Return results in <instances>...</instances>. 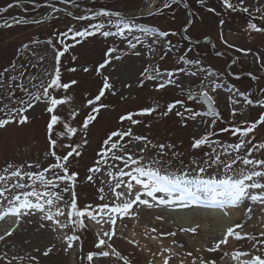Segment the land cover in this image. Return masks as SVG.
Segmentation results:
<instances>
[{
    "label": "snow or ice",
    "instance_id": "obj_1",
    "mask_svg": "<svg viewBox=\"0 0 264 264\" xmlns=\"http://www.w3.org/2000/svg\"><path fill=\"white\" fill-rule=\"evenodd\" d=\"M68 2L69 0H64V3ZM71 2L74 7H79L76 0ZM176 3L178 0H171V3L165 4L164 7H171ZM196 3L206 8L208 12L215 13V8L207 6V0H196ZM220 4L226 11L240 12L251 17L246 31L264 34V27L254 22L257 19L264 21V6L250 9L245 0H236L235 3L233 0H220ZM13 6L9 3L6 7H0V13L7 12ZM16 6H19V0ZM184 6L187 8V3ZM254 12L260 15L256 16ZM216 14L220 15V13ZM68 15L73 14L69 12ZM75 19L87 21L88 24L81 29L69 27L66 31L53 33L55 41L53 38L47 40L46 44L51 50L50 65L45 66L48 61L47 56L33 50L37 62L30 67L39 69L38 75L26 76L27 69L24 66L16 69L15 64L10 67L17 71L18 75H12L9 68L0 71V131H7L12 126L23 130L31 127L34 120L40 119L44 120L43 135L46 142L43 152L45 163L42 164L39 160L30 161L22 154L19 160L15 158L6 160L4 165L0 166V209H2L0 221L8 217L14 220L12 227L0 235V242H6L22 224H35L36 233H50L53 240L60 244L58 247L55 242L49 243L43 249L34 245L32 252L36 255L26 252L24 255H13L9 258L7 253H4L0 255V260L4 261V264H14V262L24 264L25 260L27 264H41V258H49L62 250L65 255L72 251L79 252L81 264H96V260L101 258H115L122 264H133L129 255L122 254L114 246L117 221H122L125 217L138 218V209L141 206L147 209L159 207L188 209L199 200L200 195L218 200L217 206L222 209L227 206H239L242 201L248 200L254 205L262 206L261 211L264 212V140L257 142L255 135L257 130L264 126V111H261L254 120L236 121L238 115H245V108L236 97H243V104L248 107L264 109V87L259 88L254 98H250L253 97L252 90L242 92L236 88L235 95L228 97L229 119L224 121L217 106L218 86L214 80L209 79L215 73L208 72L207 75L202 76L200 74L204 73L205 69L197 68L192 71L182 66L172 70H161L158 63H152L157 52L156 45L160 44L161 38L177 36L180 33L153 29L151 43H146L139 36L132 35L134 30H138L149 36L146 29L139 28L134 21L126 19L122 12L105 7L98 10L86 9ZM33 22L42 23L40 20L30 21L23 18L14 20L15 24ZM193 23V19H188L181 30L182 33H189ZM219 23L223 25L225 21L222 19ZM0 27L10 28L12 25L5 21ZM113 28L115 30H112ZM97 35L105 41L109 37H118L125 43L126 49H120L118 45L113 44L106 48L102 60L91 67H66L62 58L71 49ZM129 36H132V39H129ZM182 38L190 40L192 45L199 44V40H191L190 35H184ZM219 39L229 49L234 48L235 51L245 55L251 51L228 43L223 33L220 34ZM138 45L153 55L138 72L136 87L143 89L150 84L151 90L155 93H162L171 87L178 89L184 98L165 104L153 98L151 105L142 106L137 110H125L119 114L116 127L105 133V138L96 152L97 158L87 168V175L81 180L79 172L71 170L72 163L78 162V158L82 157L84 149L89 145L92 129L106 114L114 110L115 106L105 101L109 97H117L123 102L129 99V96L117 87V81L120 79L119 70L125 58L143 55ZM23 47L28 49L29 46L25 44ZM212 47L214 48L215 45ZM193 50V47L187 48L177 57L178 62H182L183 65L199 64L198 60L193 61L188 56ZM160 51L163 54L159 59L163 61L172 51L171 41H167V47H161ZM215 55L222 57L224 53L217 51ZM77 59V56H71L73 64ZM255 62L260 66L259 71L264 73V55L255 54ZM236 63V59L231 61L227 75L239 81L240 75L231 71ZM78 71L98 79L95 94L84 91L83 100L79 105L76 104L74 90L79 86L80 80L77 78L65 80L66 74L75 75ZM180 74L189 78L187 85L180 79ZM248 75L254 81L262 79L261 76L251 72ZM197 77H199L198 85L189 86L191 78ZM122 87L131 89L132 84L123 82ZM189 102L193 106L190 107ZM41 106V115L35 117L33 113ZM173 116L178 118L181 128L187 127L189 121H198L205 128V131L199 137H193L191 142L193 150H200L206 146L210 149L204 153V159L192 161L194 174H190L189 171L179 175L169 173L171 161H165L163 157L173 150L175 145L153 143L147 135L136 134L134 131L135 127L151 128L152 122H160ZM144 118L151 120L146 122ZM217 122L227 125L220 128L219 133L236 137V142L225 144L212 139L218 135ZM179 155L180 153L172 151L173 157ZM209 169L216 171L206 176ZM100 176L107 177L106 180L100 179L101 186L97 189V199L102 203L95 206L88 203L81 207L76 191L78 185L86 183L95 185ZM65 194H68L69 199H65ZM253 211V208H247L249 218ZM228 214L224 211L225 216ZM155 219L163 221L164 218L156 216ZM86 220L100 225V230L96 233L97 240L94 245L96 251L85 254L82 233L88 227ZM105 224L109 225L107 230L103 227ZM244 227L243 223L226 227L222 238L203 251L222 252L220 260L230 257L235 264H264V232L256 236L244 232ZM198 229L199 225H196L180 227L178 231L195 235ZM151 232L157 233L156 236L151 237L153 240L161 236L173 238L177 236V231L162 233L155 227ZM119 238L126 239L122 235ZM230 239L245 242L250 250L236 248L231 252L223 251V248L229 245ZM30 243L31 241H25V244ZM127 243L134 246L139 244L132 239H128ZM171 245L164 247L161 244L159 252L152 255L154 257L158 255L162 264H170L173 258L181 255L175 249L184 247L175 239L171 241ZM195 251L197 253L195 256L192 251L184 252L180 264H185L186 260L188 264H218L217 259L205 258L200 254L202 249L197 248ZM149 264H152V261H149Z\"/></svg>",
    "mask_w": 264,
    "mask_h": 264
},
{
    "label": "rangeland",
    "instance_id": "obj_2",
    "mask_svg": "<svg viewBox=\"0 0 264 264\" xmlns=\"http://www.w3.org/2000/svg\"><path fill=\"white\" fill-rule=\"evenodd\" d=\"M0 0V7H6L9 3L14 6L5 13H0V25H3L5 21L12 25V27H0V71L5 68H9L12 75H18L17 71H14L10 66L16 65V69H20L24 66L27 69L26 76L28 74L38 75L39 69H33L30 65L37 62L36 56L33 55V50L48 57V61L45 66L47 67L51 63V50L46 44L49 38H53V33H59L66 31L69 27L75 29H81L86 27L87 21H80L73 19L61 11H57L54 8H61L68 10L75 15H81L86 9H100L102 7L120 11L124 14L126 19H131L138 25L139 28L146 29L149 36H145L144 33L134 30L133 36H139L141 40L146 43H151V32L153 29H159L161 31L177 32L180 35L168 36L161 38L160 44L156 45L157 52L155 53V59L152 63H158L161 70H172L177 67H185L192 71L197 68L205 69L206 71L200 75H207L208 72L215 73L210 77V80H214L218 86V99L217 106L222 114L223 120L229 119L228 110V97L229 95H235V89L240 91L252 90L253 97L258 94L259 88L264 87V73L259 71V64L255 62V54L260 53L264 55V34L246 31L247 23L251 19L248 15L240 12L226 11L221 7L220 0H207V6L215 8V13L208 12L206 8H202L196 0H178V3L173 4L171 7H164L165 4L171 3V0H76L79 7H74L71 0L68 3H64V0ZM235 3L236 0H233ZM247 6L250 9L255 7L264 6V0H245ZM185 3L188 7L185 8ZM51 11V13H50ZM152 11L154 14H145ZM216 13H220L217 15ZM194 14V15H190ZM254 15L259 16V13ZM29 19L30 21H36L43 18L42 23H29V24H15L14 20L17 19ZM188 19H193L194 23L190 26L189 33H182L183 27L186 25ZM224 20L225 23L221 25L220 20ZM96 22V21H93ZM258 26L264 27V21L259 19L254 21ZM112 30H115L114 28ZM223 33L224 39L228 43L235 45L237 48L251 50L245 55L242 52H237L235 49H229L219 39L220 34ZM184 35H190L191 40H199L198 45H192L190 40H185L182 37ZM132 39V36L128 37ZM167 41H171L172 51L168 56L161 61L159 56L163 53L160 51L161 47H167ZM38 42V43H37ZM71 43V41H67ZM135 42V41H133ZM27 44L29 47L25 49L23 45ZM116 44L120 49H126L125 43H123L118 37H109L107 41L104 38L97 35L96 37L89 38L82 45L76 46L71 49L69 53L65 55L63 63L66 67L76 66H93L103 58L104 51L107 47ZM212 45H215L213 48ZM193 47L194 50L188 53V56L193 61H199V64L183 65L182 62H178L177 57L183 54L187 48ZM138 49L142 51L141 57L129 56L125 58V61L121 64L119 74L120 79L117 81V87H120L125 95L129 96L127 102L120 101L117 97H109L105 102L114 105V110L106 114L103 119L92 129L89 136V145L84 149L81 158L77 161H73L71 170L78 171L80 179L83 180L87 175V168L90 167L96 157V152L100 148L102 140L105 138V133L116 127L117 117L125 110H137L142 106L151 105L153 98L159 99L161 104L171 102L175 99H183L178 89L169 88L162 93H155L151 90V85H146L143 89L136 87V77L138 72L146 65V62L152 57V53H149L146 49L138 45ZM217 51L223 52L222 57H217L215 53ZM75 55L78 59L73 62L71 56ZM233 59L237 60V63L232 66L231 71L240 75V80L236 81L231 76L227 75L228 66ZM251 72L254 75L261 76L259 81L252 80L248 73ZM69 78H77L80 80V84L75 88L74 94L76 96V104L79 105L83 100L82 93L88 91L95 94L98 79H94L92 76L83 74L78 71L75 75L66 74L65 80ZM180 79L187 85L189 78L180 74ZM123 82L131 83V89H124L122 87ZM207 82V81H206ZM199 83V77L191 78V85L195 86ZM135 97V99H133ZM237 99L241 101V106L245 108V115H238L236 121L241 120H254L258 117V114L264 109L259 107H248L243 104V97L237 96ZM189 106H193L189 102ZM41 107H38L33 115L39 117L41 115ZM196 110H200L196 108ZM83 116V113H82ZM47 119V117H44ZM146 122L151 118H144ZM44 120L36 119L31 127L23 130L16 129L15 126L10 127L7 131H0V166H3L6 160L17 159L19 160L23 154L24 158L30 161L39 160L42 164L46 162L43 157V152L46 147V142L43 135ZM227 126L225 123L217 122L216 131L218 135L213 137L214 140H219L222 143H234L236 137H232L227 133H219V129ZM136 134L147 135L153 143H172L175 148L168 152L163 157L165 161H171V166L168 168L169 173H176L179 175L184 171L192 173L193 160L201 161L204 159V153L210 151L206 146L200 150H193L191 148V142L193 137H199L205 128L202 124L189 121L188 126L181 128L178 123V118L171 117L160 122H152L151 128H145L144 126L135 127ZM256 141L264 140V126L259 128L256 132ZM75 139V138H74ZM67 150L65 149L64 152ZM172 151L180 153L178 157L172 156ZM63 154V152L61 153ZM152 154V153H150ZM259 157L260 154L258 153ZM224 158V157H222ZM240 165H237L239 167ZM216 169H209L205 174L211 175ZM100 179H107L106 176H100L96 180V184L91 183L79 184L76 191L79 195V204L83 207L85 204L91 203L93 206L102 203L97 199V189L101 186ZM107 191V189H106ZM65 199H69L68 194H65ZM209 199L210 201L218 204V200H213L206 195H200L199 201ZM247 206V207H246ZM142 207V206H141ZM259 205H254L251 201H242L239 206L232 207L227 206L225 211L231 222L234 224L240 223L239 219L246 220L244 232L252 235L259 236L260 232H264V212L261 211ZM247 208H253L254 211L249 213ZM142 209V208H141ZM2 210V209H0ZM231 210V211H230ZM159 215V214H158ZM152 209H147L146 213L138 212V218L133 219L125 217L123 220L117 221V237L114 238V246L122 252L124 255H129L133 264H149V261L154 263V260L159 256H153V253H158L161 244L164 247L172 246L171 241L175 239L179 243H182L184 247L176 248L175 250L181 253L180 256L173 258L170 264H180V260L183 258V253L186 251H192L193 255H197L196 249H202V254L205 258H214L218 260V264H235L231 261L230 257H224L219 259L223 253H208L203 251L204 248L212 246L214 240L222 238L224 229H216L215 226L205 222L206 227L204 230H199L195 235L190 233H180L176 223L168 220L158 221L155 219ZM10 221H14L13 218L8 217ZM35 219V217H33ZM9 222V221H7ZM6 222V223H7ZM155 222H159L160 226L164 227L163 231L159 230L155 226ZM88 225L87 229L82 233L83 252L86 254L89 251H96L94 245L97 237L96 233L100 230V225H96L90 220H86ZM242 223V222H241ZM231 226V225H230ZM37 225L22 224L16 233L7 239L6 242H0V255L7 253L11 258L13 255H24L26 252H32L34 245L40 246L43 249L49 243H57L54 241L50 233L40 232L36 233L35 228ZM104 229L107 230L109 225L105 224ZM143 233L139 232L140 228H143ZM155 227L158 232L166 233L171 231H177L176 237H163L161 236L157 240H153L151 237L156 236L157 233H152L151 229ZM161 227V229H162ZM97 228V229H95ZM149 228V233L146 234V230ZM26 229V230H25ZM213 232V233H211ZM135 233V235H133ZM126 237V239L119 238L120 236ZM209 236L213 238H209ZM128 239L136 240L139 242V246L143 250L140 252L138 246L130 245L127 243ZM31 241L30 244H25V241ZM215 240V241H216ZM230 247L241 248L243 250H250L246 246L245 242H238L231 240ZM174 247V246H173ZM224 251L231 252L233 250L226 249ZM147 254L149 259L141 256ZM80 253L72 251L65 255L61 250L59 253L50 256L49 258H41V264H81L79 260ZM191 258H188L190 260ZM159 263V260H158ZM0 264H4V261L0 260ZM15 264V262H14ZM27 264V260L24 261ZM96 264H122L121 261H117L115 258H101L96 260ZM159 264H162L159 263ZM188 264V261H185Z\"/></svg>",
    "mask_w": 264,
    "mask_h": 264
},
{
    "label": "bare ground",
    "instance_id": "obj_3",
    "mask_svg": "<svg viewBox=\"0 0 264 264\" xmlns=\"http://www.w3.org/2000/svg\"><path fill=\"white\" fill-rule=\"evenodd\" d=\"M157 195H163V194H157ZM203 204L202 206H209V207H213L214 209H209L207 207H201L200 204ZM211 203V204H209ZM213 202L210 201L209 199H204L202 201H197L196 203L193 204V206L191 207V209H179V208H166V207H159V208H152L153 214L154 216H162L164 219L166 220V218L172 222H184L182 224H185L187 227H192V226H196L199 225V230H204L206 227L205 222L207 221L210 225H213L216 227V229H226V227L233 225V223L231 222V219L228 216L224 215V211L225 208H221V207H216L215 205L212 204ZM142 208V209H141ZM144 212L146 213L147 208L145 207H140L138 209V212ZM231 211V210H230ZM159 214V215H158ZM182 217L185 218L182 219ZM9 221V222H7ZM7 222V223H6ZM160 222V221H159ZM159 222H155V226H157L159 228V230L163 231L162 226H160ZM238 222H242L243 224H246V220H241L239 219ZM14 221H10L8 218H6L4 221H0V235H2L5 231H7L10 227H12ZM162 227V229H161ZM143 228H140L138 231L143 233ZM97 229V228H95ZM224 229V230H225ZM146 230V229H145ZM147 233H149V228H147ZM198 233V232H197ZM213 233V232H211ZM209 238H213L211 236H209ZM216 240V239H215ZM214 240V242H215ZM231 241L229 242V245L223 248V251L226 249H230V250H234L236 248L234 247H230ZM138 248L140 249V252H142L143 250L141 249V247L139 245H137ZM222 253V252H220ZM218 254V253H216ZM141 256H144L145 258L149 259L147 254H142ZM161 263V259L160 257L157 258L156 260H154L155 264H159ZM229 264V263H228Z\"/></svg>",
    "mask_w": 264,
    "mask_h": 264
},
{
    "label": "water",
    "instance_id": "obj_4",
    "mask_svg": "<svg viewBox=\"0 0 264 264\" xmlns=\"http://www.w3.org/2000/svg\"><path fill=\"white\" fill-rule=\"evenodd\" d=\"M55 9H59V11L65 13L66 15H68L69 11L68 10H64V9H61V8H55ZM90 14V13H89ZM148 14V13H146ZM79 15H72L71 17L75 18V17H78Z\"/></svg>",
    "mask_w": 264,
    "mask_h": 264
}]
</instances>
